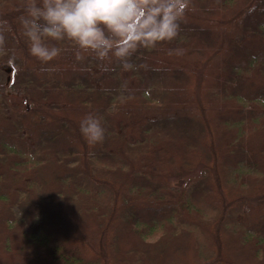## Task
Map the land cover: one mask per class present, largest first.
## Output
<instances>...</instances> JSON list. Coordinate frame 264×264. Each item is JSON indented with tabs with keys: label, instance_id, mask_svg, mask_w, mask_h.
<instances>
[{
	"label": "trees",
	"instance_id": "obj_1",
	"mask_svg": "<svg viewBox=\"0 0 264 264\" xmlns=\"http://www.w3.org/2000/svg\"><path fill=\"white\" fill-rule=\"evenodd\" d=\"M134 5L125 68L0 0V264H264V0Z\"/></svg>",
	"mask_w": 264,
	"mask_h": 264
},
{
	"label": "clouds",
	"instance_id": "obj_2",
	"mask_svg": "<svg viewBox=\"0 0 264 264\" xmlns=\"http://www.w3.org/2000/svg\"><path fill=\"white\" fill-rule=\"evenodd\" d=\"M134 6V0H24L22 34L29 53L42 62L56 58L62 51L58 42L68 40L75 45L78 60L84 53L100 58L111 53L127 68L135 45L116 40L130 31ZM3 40L0 35V43ZM80 131L89 144L104 137L101 122L92 114L81 120Z\"/></svg>",
	"mask_w": 264,
	"mask_h": 264
},
{
	"label": "rangeland",
	"instance_id": "obj_3",
	"mask_svg": "<svg viewBox=\"0 0 264 264\" xmlns=\"http://www.w3.org/2000/svg\"><path fill=\"white\" fill-rule=\"evenodd\" d=\"M8 78H9L8 65H2V67L0 69V82L6 81ZM9 97L11 98L14 106H16L18 108H24L25 103L23 101V97H21L20 94L13 92V93L9 94Z\"/></svg>",
	"mask_w": 264,
	"mask_h": 264
}]
</instances>
